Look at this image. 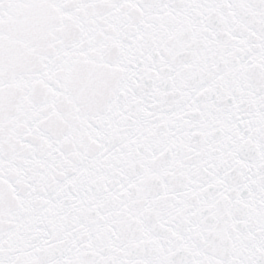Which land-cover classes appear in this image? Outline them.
I'll return each instance as SVG.
<instances>
[{
  "label": "snow or ice",
  "instance_id": "snow-or-ice-1",
  "mask_svg": "<svg viewBox=\"0 0 264 264\" xmlns=\"http://www.w3.org/2000/svg\"><path fill=\"white\" fill-rule=\"evenodd\" d=\"M0 264H264V0H0Z\"/></svg>",
  "mask_w": 264,
  "mask_h": 264
}]
</instances>
